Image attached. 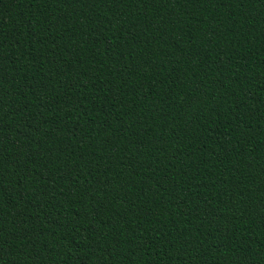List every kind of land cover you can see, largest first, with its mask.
<instances>
[{
  "label": "trees",
  "instance_id": "1",
  "mask_svg": "<svg viewBox=\"0 0 264 264\" xmlns=\"http://www.w3.org/2000/svg\"><path fill=\"white\" fill-rule=\"evenodd\" d=\"M0 264H264V0H0Z\"/></svg>",
  "mask_w": 264,
  "mask_h": 264
}]
</instances>
